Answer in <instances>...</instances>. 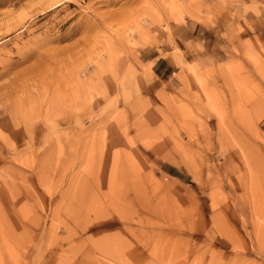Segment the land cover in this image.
<instances>
[{
  "label": "rangeland",
  "instance_id": "obj_1",
  "mask_svg": "<svg viewBox=\"0 0 264 264\" xmlns=\"http://www.w3.org/2000/svg\"><path fill=\"white\" fill-rule=\"evenodd\" d=\"M0 264H264V0H0Z\"/></svg>",
  "mask_w": 264,
  "mask_h": 264
},
{
  "label": "crops",
  "instance_id": "obj_2",
  "mask_svg": "<svg viewBox=\"0 0 264 264\" xmlns=\"http://www.w3.org/2000/svg\"><path fill=\"white\" fill-rule=\"evenodd\" d=\"M193 53V52H192Z\"/></svg>",
  "mask_w": 264,
  "mask_h": 264
}]
</instances>
